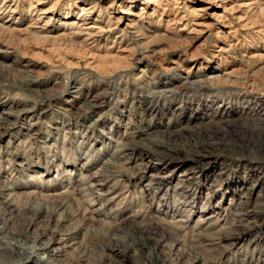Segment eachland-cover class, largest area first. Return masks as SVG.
<instances>
[{
	"label": "rangeland",
	"instance_id": "rangeland-1",
	"mask_svg": "<svg viewBox=\"0 0 264 264\" xmlns=\"http://www.w3.org/2000/svg\"><path fill=\"white\" fill-rule=\"evenodd\" d=\"M161 1L0 0L4 264H264V0Z\"/></svg>",
	"mask_w": 264,
	"mask_h": 264
},
{
	"label": "bare ground",
	"instance_id": "bare-ground-1",
	"mask_svg": "<svg viewBox=\"0 0 264 264\" xmlns=\"http://www.w3.org/2000/svg\"><path fill=\"white\" fill-rule=\"evenodd\" d=\"M144 1H146V2H153L154 0H144ZM156 1V0H155ZM163 1V0H162ZM161 1V2H162ZM205 3L204 4H201V5H198V6H196V7H194L193 8V10H192V12H193V14L194 15H203V14H205L206 13V11H208V9H209V5L208 4H210V3H212V5H214L216 8H222L223 6H220L219 4L218 5H215V2L217 1V0H203ZM159 2V1H158ZM145 3V2H144ZM165 4V3H164ZM249 5H250V3H248ZM248 4H246V5H248ZM157 5V4H156ZM256 5V4H255ZM158 6H159V4H158ZM237 6V5H236ZM249 7V6H248ZM34 8V7H33ZM32 8V9H33ZM262 8V7H261ZM260 8V9H261ZM84 9V8H83ZM164 9V8H163ZM234 9V8H233ZM223 10V12H225L226 11V8H223L222 9ZM92 11V10H91ZM94 11V10H93ZM120 12H122V13H126V14H133V13H131V12H127V11H120ZM166 12V11H165ZM190 12V11H189ZM91 13V12H90ZM68 16V15H67ZM67 16H65L64 18H67ZM211 18H213L214 20H218L219 21V19L222 17V14H214V13H212L211 14ZM138 17H139V15H138ZM141 18V17H140ZM136 19V18H135ZM96 20V19H95ZM134 19L133 18H129L128 20H127V22H126V26H128L129 28H133L134 27ZM175 21V20H174ZM180 22V21H179ZM136 23V22H135ZM197 24V23H196ZM202 24H204L203 22L201 23H198V25L199 26H203ZM208 25H211V23H207L206 25H204L205 27L206 26H208ZM203 26V27H204ZM85 27V26H84ZM0 28H2V26L0 25ZM40 29H44L43 27H40ZM78 29V28H77ZM93 29V27H85V28H83V29H81L80 31H78L77 30V32H75V34L76 35H89L90 33H92V30ZM192 29V28H191ZM180 30V29H179ZM74 34V35H75ZM94 34V33H93ZM73 35V34H72ZM73 35V36H74ZM75 35V37H77ZM98 35V34H97ZM91 36V35H90ZM94 36V35H93ZM92 36V37H93ZM91 37V38H92ZM115 39V38H114ZM121 52H124V51H121ZM122 55V54H121ZM124 58V57H123ZM143 58L144 57H140V58H137L136 59V62H143L142 60H143ZM155 73V72H154ZM158 73V72H157ZM142 76V75H141ZM156 76V75H155ZM153 77V76H152ZM155 78V77H154ZM211 78V77H210ZM213 78V77H212ZM211 78V79H212ZM149 79V78H148ZM153 80V79H152ZM150 84H152L151 82H149ZM151 87V86H150ZM152 87H153V85H152ZM94 104V103H93ZM247 128V127H246ZM245 131V130H244ZM169 132V131H168ZM168 132H163V133H160L159 134V137H165V139L167 138V140H169L170 142L172 141L171 140V135H170V133H168ZM171 132H173V131H171ZM193 133H195V132H193ZM193 133H189V135L191 134H193ZM196 134H198V133H196ZM161 135V136H160ZM190 135V136H191ZM194 135V134H193ZM194 136H196V135H194ZM198 136V135H197ZM188 139H189V137H188ZM173 142V141H172ZM188 142H189V140H188ZM214 143V142H213ZM163 144V143H162ZM135 146V145H134ZM167 146H168V144H167ZM192 147V146H191ZM121 150V149H120ZM119 150V151H120ZM202 150V149H201ZM193 151V150H192ZM196 152V151H195ZM200 152V151H199ZM200 154V153H199ZM203 155V154H202ZM202 155H196L197 157H203ZM206 157V156H205ZM111 168H113V167H110L109 169H108V171L109 172H111ZM2 190H5V191H10L11 190V187L10 186H8V185H4L3 187H0V195L2 194ZM12 196H13V194H11L10 192H7V195H6V199L7 200H12ZM13 201V200H12ZM10 204H12V203H10ZM56 207H58L59 209H61V208H63L64 207V203H59L58 205H56ZM57 208V209H58ZM67 218V216H64V219H66ZM149 225H153V224H149ZM156 227V226H155ZM150 228V227H149ZM155 229V228H154ZM226 234V233H225ZM229 235V234H228ZM227 235V236H228ZM226 236V237H227ZM229 237H230V235H229ZM232 238V237H231ZM234 238V237H233ZM72 238H71V236L69 235V237L68 238H64L63 239V241H61V242H66L67 240H71ZM229 239V238H228ZM64 242V243H65ZM132 245V244H131ZM25 252L26 253V255L24 256V257H21V258H19V259H17V260H13V261H9V263L8 264H51L52 262H53V256H55L56 255V250L54 251V249H45V247H35V246H33V245H27V244H25L24 246H21V247H19V249H18V251L17 252ZM40 254L41 255H43V256H40ZM192 255V254H191ZM154 262V261H153ZM0 264H4V261H3V259H2V254H1V252H0Z\"/></svg>",
	"mask_w": 264,
	"mask_h": 264
}]
</instances>
